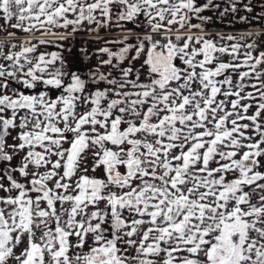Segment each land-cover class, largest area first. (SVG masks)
<instances>
[{
    "label": "snow or ice",
    "instance_id": "snow-or-ice-1",
    "mask_svg": "<svg viewBox=\"0 0 264 264\" xmlns=\"http://www.w3.org/2000/svg\"><path fill=\"white\" fill-rule=\"evenodd\" d=\"M0 264H264V0H0Z\"/></svg>",
    "mask_w": 264,
    "mask_h": 264
},
{
    "label": "crops",
    "instance_id": "crops-1",
    "mask_svg": "<svg viewBox=\"0 0 264 264\" xmlns=\"http://www.w3.org/2000/svg\"><path fill=\"white\" fill-rule=\"evenodd\" d=\"M215 27H217V26L216 25H213V28H215ZM239 27H241V26L237 25V28H239ZM67 59H68L69 63H75L74 57L68 56Z\"/></svg>",
    "mask_w": 264,
    "mask_h": 264
}]
</instances>
